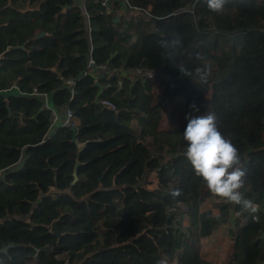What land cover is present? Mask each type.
I'll return each instance as SVG.
<instances>
[{
    "label": "trees",
    "instance_id": "16d2710c",
    "mask_svg": "<svg viewBox=\"0 0 264 264\" xmlns=\"http://www.w3.org/2000/svg\"><path fill=\"white\" fill-rule=\"evenodd\" d=\"M128 2L107 15L92 1L0 0V249L13 245L0 264H211L202 240L232 214L223 264H264V0L220 13L205 0ZM135 8L152 20L128 17ZM66 110L76 141L53 121ZM209 112L256 211L212 196L185 157L189 119ZM210 198L218 216L200 210Z\"/></svg>",
    "mask_w": 264,
    "mask_h": 264
},
{
    "label": "clouds",
    "instance_id": "9594fccd",
    "mask_svg": "<svg viewBox=\"0 0 264 264\" xmlns=\"http://www.w3.org/2000/svg\"><path fill=\"white\" fill-rule=\"evenodd\" d=\"M205 2L211 12L220 13L228 0ZM179 43V37L171 41L173 46ZM162 46L167 47V42H163ZM177 68L183 76L189 79L195 76L200 82H206L211 73L210 67L197 68L194 73L184 67ZM183 138L187 142L185 157L209 193L218 200L239 206L242 211H256L257 206L241 191L245 187L246 171L240 166L239 151L218 130L215 114L209 112L190 118ZM171 195L178 197L180 191L175 190Z\"/></svg>",
    "mask_w": 264,
    "mask_h": 264
},
{
    "label": "built area",
    "instance_id": "2783aa9c",
    "mask_svg": "<svg viewBox=\"0 0 264 264\" xmlns=\"http://www.w3.org/2000/svg\"><path fill=\"white\" fill-rule=\"evenodd\" d=\"M80 1H82L83 4L88 2V1H92L95 4L100 5L107 15H111L113 13V5L116 2H120V3H123L125 5H129L128 0H80ZM131 16L132 17L144 16L146 21H151L153 18V16L150 13V9H147L144 11V10H140V9L135 8L134 12L128 14V17H131ZM89 64H90V66L93 65L95 67V62L93 61V59H90ZM99 69L105 73L109 72V66L107 64L101 65L99 67ZM130 72H131L132 76L139 77L141 79H150V78H153L154 76H156L160 73V72H157L155 70H147V69H139V68L132 69ZM69 83H71V81ZM101 104L103 106L115 109V106L109 101H102ZM45 107L49 109L47 102L45 103ZM57 118H58L57 115L53 114V121L54 122H57V120H58ZM59 124L61 126H65V127H69V128L74 127L75 128V119H74L73 113L70 110H66L65 111V119L62 123H59ZM176 210H177L176 207L171 208V211H176ZM175 264H177V263H175Z\"/></svg>",
    "mask_w": 264,
    "mask_h": 264
},
{
    "label": "crops",
    "instance_id": "0c3cea01",
    "mask_svg": "<svg viewBox=\"0 0 264 264\" xmlns=\"http://www.w3.org/2000/svg\"><path fill=\"white\" fill-rule=\"evenodd\" d=\"M15 91L17 92V90L15 89ZM45 102L48 101L49 97L47 95L43 96ZM57 124L62 123L65 119V116L63 113H59L57 115ZM217 203V200H215L214 198H210L208 201H206L200 208L201 211H207V210H212L213 215L214 216H218L219 215V210L215 207V204ZM236 216L235 214H232L231 216V220L230 222H228V224L220 227L219 229H217L212 236H210L207 239L202 240V244H201V256L203 257L204 260L210 262L211 264H215V260H217L216 256V252L221 249V247H219L220 243H227L228 246L231 242V234L232 231H235V220ZM217 238H220L217 240ZM227 246V247H228ZM227 248L225 249V253H224V259L226 257L227 254ZM222 263V262H221ZM223 264V263H222Z\"/></svg>",
    "mask_w": 264,
    "mask_h": 264
},
{
    "label": "rangeland",
    "instance_id": "374dc122",
    "mask_svg": "<svg viewBox=\"0 0 264 264\" xmlns=\"http://www.w3.org/2000/svg\"><path fill=\"white\" fill-rule=\"evenodd\" d=\"M10 94H17V92L15 91V89H12L10 90L9 92H4V96H8ZM147 184H148V188L149 189H154L157 187V183H158V179H157V174L155 172H151L148 176H147ZM186 223V221H184ZM231 236V235H230ZM220 239V238H217V240ZM231 243V242H230ZM230 245V244H229ZM227 243L223 244V243H220L219 244V247H221V249H219L217 252H216V258L217 260H215V264H222L224 262V253H225V249L227 248V252H228V248L229 246ZM222 262V263H221Z\"/></svg>",
    "mask_w": 264,
    "mask_h": 264
},
{
    "label": "water",
    "instance_id": "95a60500",
    "mask_svg": "<svg viewBox=\"0 0 264 264\" xmlns=\"http://www.w3.org/2000/svg\"><path fill=\"white\" fill-rule=\"evenodd\" d=\"M91 68H93L94 66H90ZM71 131L73 132V141H76V128H71ZM83 146L80 147V149H82ZM13 245H8L6 247H4L3 249H0V254H6L8 249L11 248Z\"/></svg>",
    "mask_w": 264,
    "mask_h": 264
}]
</instances>
